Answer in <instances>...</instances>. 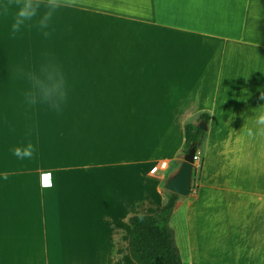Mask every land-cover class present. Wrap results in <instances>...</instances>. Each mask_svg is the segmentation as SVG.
I'll list each match as a JSON object with an SVG mask.
<instances>
[{"label":"crops","instance_id":"crops-1","mask_svg":"<svg viewBox=\"0 0 264 264\" xmlns=\"http://www.w3.org/2000/svg\"><path fill=\"white\" fill-rule=\"evenodd\" d=\"M0 17V264H137L129 218L167 200L185 124L210 116L171 216L183 264H264V0H81L45 40ZM57 56L61 115L28 114L11 70ZM30 133L33 159L11 148ZM169 168L149 175L152 165ZM7 179H4V175Z\"/></svg>","mask_w":264,"mask_h":264},{"label":"clouds","instance_id":"clouds-1","mask_svg":"<svg viewBox=\"0 0 264 264\" xmlns=\"http://www.w3.org/2000/svg\"><path fill=\"white\" fill-rule=\"evenodd\" d=\"M80 4L81 0H0V17L10 18V38L34 29L47 40L57 31L62 10ZM11 78L17 82L18 101L28 114L45 111L61 115L69 103L70 78L57 56L45 57L39 65L14 68ZM257 123L264 125V114L258 116ZM11 152L19 160L33 159L37 147L30 133ZM7 178L5 174L4 179Z\"/></svg>","mask_w":264,"mask_h":264},{"label":"trees","instance_id":"trees-1","mask_svg":"<svg viewBox=\"0 0 264 264\" xmlns=\"http://www.w3.org/2000/svg\"><path fill=\"white\" fill-rule=\"evenodd\" d=\"M210 116L201 114L199 121L209 122ZM207 130L197 123L185 124V145L183 155L191 148L200 150L205 142ZM197 168L194 166L193 181ZM193 189V184L191 192ZM190 192V193H191ZM180 195L168 190L164 205L153 214H136L129 218L131 232L129 247L132 259L137 264H183L180 250L170 224ZM143 219H140V216Z\"/></svg>","mask_w":264,"mask_h":264},{"label":"water","instance_id":"water-1","mask_svg":"<svg viewBox=\"0 0 264 264\" xmlns=\"http://www.w3.org/2000/svg\"><path fill=\"white\" fill-rule=\"evenodd\" d=\"M199 126L202 129H208V123L201 121ZM197 148H191L185 155L178 170L169 176L165 182V187L181 196H187L191 192L193 184L194 162Z\"/></svg>","mask_w":264,"mask_h":264},{"label":"built area","instance_id":"built-area-1","mask_svg":"<svg viewBox=\"0 0 264 264\" xmlns=\"http://www.w3.org/2000/svg\"><path fill=\"white\" fill-rule=\"evenodd\" d=\"M194 166L200 167V156L196 153ZM169 168V162L167 160H160L152 165L149 170V175H156L160 171H165Z\"/></svg>","mask_w":264,"mask_h":264},{"label":"rangeland","instance_id":"rangeland-1","mask_svg":"<svg viewBox=\"0 0 264 264\" xmlns=\"http://www.w3.org/2000/svg\"><path fill=\"white\" fill-rule=\"evenodd\" d=\"M199 168L200 167L197 168V172H196L197 175L199 174ZM197 175H196V178H197Z\"/></svg>","mask_w":264,"mask_h":264}]
</instances>
